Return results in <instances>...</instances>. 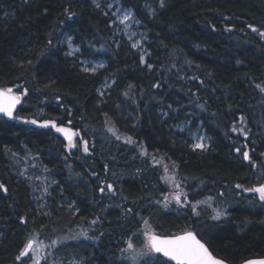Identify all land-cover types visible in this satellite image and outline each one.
<instances>
[{
    "label": "trees",
    "instance_id": "16d2710c",
    "mask_svg": "<svg viewBox=\"0 0 264 264\" xmlns=\"http://www.w3.org/2000/svg\"><path fill=\"white\" fill-rule=\"evenodd\" d=\"M118 2L147 31L143 64L114 34L104 2L98 9L93 0H0V88L17 95L27 89L13 112L21 119L0 115V184L7 189L0 188V264H21L15 257L29 238L41 254L55 252L48 264H133L120 250L138 229L191 230L231 264L264 256V206L235 188L264 183V93L256 87L264 86V38L248 27L264 31V0H165L163 8L159 0ZM66 36L79 48L75 55H66ZM82 59L104 67L85 73ZM104 80L111 83L101 95ZM31 120L37 123L25 122ZM44 120L79 132L74 139L87 140L89 152L69 149ZM186 121L190 129L201 126L207 149L193 150L188 133L175 129ZM112 125L120 140L108 132ZM163 165L179 174L189 200L212 197L211 207L200 205L196 216L173 202L156 204L161 191L175 192L161 178ZM27 168L35 173L25 175ZM101 180L116 194H102ZM217 207L227 219H212ZM124 208L148 225L139 216L125 219ZM82 230L92 238L46 247ZM143 238H132L136 249Z\"/></svg>",
    "mask_w": 264,
    "mask_h": 264
},
{
    "label": "snow or ice",
    "instance_id": "6c2138e0",
    "mask_svg": "<svg viewBox=\"0 0 264 264\" xmlns=\"http://www.w3.org/2000/svg\"><path fill=\"white\" fill-rule=\"evenodd\" d=\"M93 3L95 4L96 8H101L100 0H93ZM165 6V0H160V7L163 8ZM107 7H111V5H107ZM68 18H71V16L74 15V13L70 12L69 10H65ZM104 15H108L107 12L104 13ZM115 15V14H114ZM117 20L119 21V24L124 25L125 29H128L130 25L127 23L128 21H133L134 18L132 16V13L130 11L126 12L122 16H118ZM135 23H140V21L136 20ZM113 24L116 23V21H112ZM252 29L253 32H257L261 38H264V31H260L259 29L252 27V25L248 26ZM52 41L49 40L48 44L51 45ZM68 44L69 47H71L72 44V38H68ZM138 42H133L131 47L137 48ZM78 51V49H77ZM73 53L68 52L66 55L71 56ZM140 62L143 64L145 63V57L144 55L140 56ZM82 64L84 62H81ZM148 68H152L151 64L147 65ZM97 67H104L103 64L98 65ZM97 70L96 67H88L83 66L82 71L85 73L92 72L95 73ZM156 87H159V85H155ZM21 86L17 85V88L19 89ZM131 88L132 86L129 85ZM256 87L264 93V86L261 84H257ZM104 93L101 92V95ZM21 95H27V89H24L20 95L13 94L12 88H4L0 89V113H3L5 116L13 119H21V117L13 116V112L15 111L16 105L20 103ZM125 96L128 95L127 92L124 93ZM171 107V105H169ZM200 107H203V105H200ZM166 115V114H165ZM244 118L241 117V123H243ZM26 123L36 124V120L31 121H25ZM110 122V121H109ZM70 123V122H69ZM42 127H49L55 128V130L59 133H63L68 140L67 147L69 149L77 148L78 146L82 148L83 152L88 153L89 152V142L87 140H84L82 137L80 138V143L75 141L74 138L78 137L80 134L79 132L71 131L65 127H58L54 121L50 120H44ZM108 132L112 133L113 136H115L116 140H120L121 136L118 134V129H116L115 125H112L109 127ZM233 132L240 131L243 135L247 136V132L245 131L244 127H241L237 129L235 126L231 129ZM250 131V130H249ZM204 137H199V140L197 143L192 145L193 150L200 149L205 150L206 145L203 142ZM128 144H135V142L131 139V137H128L125 141ZM237 153H241L243 156V159L246 161H249L251 164V167L256 168L257 164L255 161H252L249 152L248 151H241V148L237 147L235 149ZM142 156L148 155L147 150L143 149L140 153ZM264 156V153L261 154ZM152 160L155 164H160L161 161L156 160V157L153 156ZM105 170L107 171V165L104 166ZM176 165L173 163V168H175ZM163 171L164 176L161 177L163 180H165L166 183L169 184V186L173 189H176L177 191L173 192L171 194V198L169 195L164 194L163 191H161V196L163 197V200L157 199L155 200L156 204L163 203V206L165 208L168 207L169 203H171L172 200L175 201L177 205L180 207L189 208L191 213L193 215L199 216L200 213L197 210L198 207L202 204H207L209 207H211V204L208 203L213 198L207 197L204 201H191L188 199V193L184 191V188L181 186L182 181L177 180V176L179 175L177 172L173 171L171 174H169V167L167 165H163ZM92 175L96 176L97 174L95 172L92 173ZM0 188L4 189V191H7L6 188L2 184H0ZM236 189H240L243 192L248 193H254L258 195V199L260 202H262V206H264V183H260L258 186H253L250 188H244L242 184L237 183L235 185ZM99 191L102 194H112L115 195V189L113 188V185L111 183H106L105 181L101 180L99 185ZM220 195H223L222 193ZM124 212V218L127 219L130 216H139V222H142L144 225H148L149 221L145 219L143 216H140L138 212L134 213L132 208H124L122 209ZM214 215L212 216L213 220L219 221L222 218L227 219V212L225 209L222 208H215L213 209ZM45 215H48L45 213ZM100 217L97 216L96 218L92 219L91 225H97L100 221ZM22 223H27L26 220L22 219ZM42 227H44L42 225ZM144 236V243L141 249H136L134 247V244L132 243V238L136 237L138 238L139 235ZM79 237H84L85 239H91L92 237H89L87 230H82L80 233H78L75 236L71 237H65L62 239H51L50 244L46 247L57 249L59 245L63 244L65 240L67 239H77ZM42 244V242H41ZM37 241L35 238H29L26 240V242L23 244L22 248L19 251V254L15 257L16 260L21 261V264H41L43 261V264H48L49 258L55 254V252H48L47 254H41L40 248L36 246ZM121 251V256L123 259L131 260L133 264H138L139 261H143V264H170V262H175V264H226V262L223 259L216 258L212 252L209 251V248L206 246L204 242H202V238H198L197 234L192 231H185L182 235H165V236H158L151 232H141L139 229L137 231L131 232L129 234V240L127 241V246ZM126 254V255H125ZM156 254H160V256H156ZM161 257L164 258L161 260ZM52 264H59L58 261L53 260ZM69 264H73V262H69ZM245 264H264V259H258V260H248L245 262Z\"/></svg>",
    "mask_w": 264,
    "mask_h": 264
},
{
    "label": "rangeland",
    "instance_id": "374dc122",
    "mask_svg": "<svg viewBox=\"0 0 264 264\" xmlns=\"http://www.w3.org/2000/svg\"><path fill=\"white\" fill-rule=\"evenodd\" d=\"M100 2H104L106 4L107 12H109V15L111 16L112 21H114V20L116 21L115 24H113L111 22L114 34L124 36L129 41L130 45H132L133 42H138L139 46L137 48H133V49H135L140 54V56L144 55V57H146L147 51L145 49V43L148 39L147 38V31L143 28V25L141 22L140 23L134 22L138 19L135 18L132 10L128 9V8H123L119 4L118 0H100ZM107 5H111V7L109 8V7H107ZM128 11H130L132 13L134 20L128 21L127 23L130 25V27L128 29H125L124 25L119 24L117 17L122 16L123 14H125ZM68 38L69 37L66 36L63 39V42H64L66 49H67V53L72 52L73 53L72 55H75L76 53L79 52V48L77 45L73 44V42L71 44V47H69ZM77 49H78V51H77ZM81 62H84L83 64L81 63L82 67L83 66L96 67L97 70L100 69V67H97L98 65H100V64L104 65L102 60L82 59ZM110 83H111L110 81L104 80L103 83L99 87L100 92H105L108 89V87L110 86ZM13 94H16V93L13 92ZM175 129L178 130V132H187L190 139L192 140V145L198 142L199 137H204L205 139L203 142L206 145V149L208 148L209 139H208V136L205 134L204 130L201 128V126L198 125L196 128L190 129V125L186 121V122H182V123L178 124ZM24 173H25V175L32 176L33 173H35V171L32 168H27L24 170ZM174 190L177 191L176 189H174ZM255 197H258V195L255 194ZM170 198H171V195H170ZM171 202L175 203L174 200H172ZM145 231L154 233V232L148 231V230H145ZM143 242H144V240H143Z\"/></svg>",
    "mask_w": 264,
    "mask_h": 264
},
{
    "label": "water",
    "instance_id": "95a60500",
    "mask_svg": "<svg viewBox=\"0 0 264 264\" xmlns=\"http://www.w3.org/2000/svg\"><path fill=\"white\" fill-rule=\"evenodd\" d=\"M18 105V104H17ZM17 105H16V107H17ZM16 109V108H15ZM0 114H3V113H0ZM58 127H61V126H58ZM62 127H65V128H67V129H69V130H71V131H73V129L72 128H70V127H66V126H62ZM54 131L58 134V135H60L61 137H62V139L63 140H65V141H68L67 139H66V137H65V135L63 134V133H59V132H57L56 130H55V128H54ZM193 232V231H192ZM184 232H182V233H178V234H171V235H182ZM155 235H158V236H165V235H162V234H158V233H154ZM203 242V241H202ZM207 246V245H206ZM208 247V246H207ZM210 251V250H209ZM211 252V251H210ZM213 254V253H212ZM160 255V254H159ZM214 255V254H213ZM215 256V255H214ZM216 258H218V259H221V258H219V257H217V256H215ZM258 259H264V256H260V257H251V258H248V259H245V260H243V261H241L240 263H238V264H245V262L246 261H248V260H258ZM225 261V260H224ZM226 262V264H231V263H229V262H227V261H225ZM171 263H173V264H175V262H171Z\"/></svg>",
    "mask_w": 264,
    "mask_h": 264
}]
</instances>
